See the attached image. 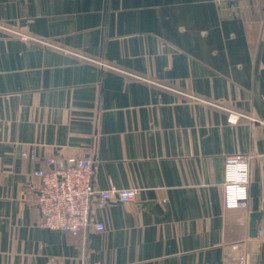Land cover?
<instances>
[{"label":"crops","instance_id":"0c3cea01","mask_svg":"<svg viewBox=\"0 0 264 264\" xmlns=\"http://www.w3.org/2000/svg\"><path fill=\"white\" fill-rule=\"evenodd\" d=\"M234 154L250 156L248 199L224 210ZM88 156L95 191L138 193L95 211L104 229L86 244L39 227L32 173ZM243 250L264 264V0H0V264H223Z\"/></svg>","mask_w":264,"mask_h":264},{"label":"built area","instance_id":"2783aa9c","mask_svg":"<svg viewBox=\"0 0 264 264\" xmlns=\"http://www.w3.org/2000/svg\"><path fill=\"white\" fill-rule=\"evenodd\" d=\"M244 0H214L215 3H237ZM222 108L220 103L214 104ZM227 122L236 124L240 114L227 111ZM24 159L36 160L34 154L23 153ZM249 159L246 154L227 156L224 161V183L222 185V207L224 210H238L245 207L249 187ZM51 171L35 170L32 176L37 179L35 205L41 217L40 228L78 235L85 231L89 198H91V227L97 232L104 229L102 223L93 222L95 211L105 209L111 202L133 203L138 190L134 188H109L95 191L90 181L92 161L67 159L65 164L52 159H44ZM238 243V242H237ZM223 264H247V252L241 251L236 258H224Z\"/></svg>","mask_w":264,"mask_h":264},{"label":"water","instance_id":"95a60500","mask_svg":"<svg viewBox=\"0 0 264 264\" xmlns=\"http://www.w3.org/2000/svg\"><path fill=\"white\" fill-rule=\"evenodd\" d=\"M92 169V167H91ZM91 198H89V203H88V213H87V222H86V228H85V243L87 244V236L90 232L91 228ZM260 213H253L249 217V237L250 238H255L256 237V230H255V224L256 221L260 218ZM86 249V247H85ZM257 252L256 247L253 245L252 252L251 254L255 255ZM86 257V251H85V256Z\"/></svg>","mask_w":264,"mask_h":264}]
</instances>
